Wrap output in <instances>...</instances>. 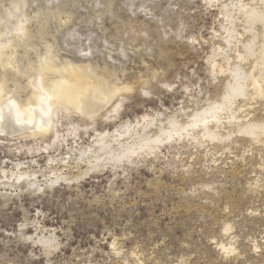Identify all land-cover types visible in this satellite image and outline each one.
Wrapping results in <instances>:
<instances>
[{
  "label": "rangeland",
  "instance_id": "374dc122",
  "mask_svg": "<svg viewBox=\"0 0 264 264\" xmlns=\"http://www.w3.org/2000/svg\"><path fill=\"white\" fill-rule=\"evenodd\" d=\"M55 1L31 0L29 9ZM76 1H56L76 8L73 22L57 32L56 50L64 58L60 64L79 65L92 57L116 66V78L134 86L123 95L119 118L105 122L102 116L110 107L96 117L98 130L115 129L145 113L192 108L196 99L204 104L221 94L228 73L215 80L208 63L212 44L222 41L218 5L210 7L206 0ZM7 2L0 8L3 16L9 12ZM55 25L52 21V29ZM70 121L83 125L88 118L74 113ZM59 128L67 133L65 126ZM246 147L254 149L253 162L252 151L246 152L245 162L228 154L206 162L204 150L191 147L184 149L181 162L165 150L164 162L101 167L45 191L1 188L0 264H264V162L255 145ZM8 149L0 144V169L12 170L19 159H32ZM217 150L219 157L223 151ZM34 159L39 162L22 163L43 180L52 162L47 154ZM53 164L72 178L85 169L76 162ZM257 209L259 218L251 214ZM227 224L233 228L229 233L224 232ZM50 236L59 247L49 255L35 242ZM222 241L232 242L237 253L224 255L218 246Z\"/></svg>",
  "mask_w": 264,
  "mask_h": 264
},
{
  "label": "bare ground",
  "instance_id": "6f19581e",
  "mask_svg": "<svg viewBox=\"0 0 264 264\" xmlns=\"http://www.w3.org/2000/svg\"><path fill=\"white\" fill-rule=\"evenodd\" d=\"M56 1L31 12V0H8L9 12L4 16L0 13V144L9 146V153L24 151L32 158L19 159L12 170L0 169V189L45 191L63 182L77 181L101 167L164 162L168 159L165 150L181 162L184 149L191 147L204 150L206 162H218L225 154L245 162L249 151V162H253L254 149L248 151L246 145H255L259 162H264L260 152L264 148V0L205 1L210 7L218 5L223 19L219 36L222 41L212 44L208 57L215 80L228 73L219 97L207 99L202 105L196 99L192 108L185 106L171 114L145 113L112 130H98L94 126L96 117L110 107L103 112L105 122L119 118L126 99L123 95L134 86L116 78V66L101 65L92 57L79 65L65 61L60 64L64 58L56 50L57 32L73 22L76 8ZM3 3L6 0H0V8ZM52 21L56 24L54 29ZM74 113L87 117L88 122H68ZM60 126H65L67 133H62ZM47 134H52L48 140ZM86 136L92 141L84 144ZM32 138H40L41 142L26 143ZM70 141L76 146H70ZM218 148L223 151L219 157ZM43 154L52 162V174L42 175V180L39 171L22 162H39L34 157ZM54 162H62L61 167L76 162L85 169L72 178ZM256 185L260 187L259 180ZM251 214L256 218L262 215L258 209ZM231 229V224H227L224 232ZM55 236L38 238L35 243L50 255L52 249L59 247ZM218 246L226 256L235 255L238 250L232 242L222 241ZM259 247L256 242L255 250Z\"/></svg>",
  "mask_w": 264,
  "mask_h": 264
}]
</instances>
